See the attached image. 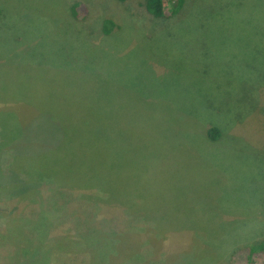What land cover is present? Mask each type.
I'll return each instance as SVG.
<instances>
[{
    "label": "rangeland",
    "instance_id": "rangeland-1",
    "mask_svg": "<svg viewBox=\"0 0 264 264\" xmlns=\"http://www.w3.org/2000/svg\"><path fill=\"white\" fill-rule=\"evenodd\" d=\"M144 3L0 0V264H260L264 0Z\"/></svg>",
    "mask_w": 264,
    "mask_h": 264
},
{
    "label": "trees",
    "instance_id": "trees-1",
    "mask_svg": "<svg viewBox=\"0 0 264 264\" xmlns=\"http://www.w3.org/2000/svg\"><path fill=\"white\" fill-rule=\"evenodd\" d=\"M185 0H145V9L148 13L155 17H162L166 13L168 9H170V12L175 13L177 12L184 4ZM79 8L78 6H72L71 13L74 17L79 18ZM112 21L106 20L103 25V32L108 34L111 31ZM219 130L216 127H210L207 130V137L214 140L219 136ZM71 156L65 155L64 158L67 160ZM244 253H247L248 256L252 257V259H255V257L259 258L261 262L260 264H264V239L260 240L258 243L246 247V249L243 250ZM242 251V252H243ZM242 255L241 252H238ZM249 260H251L249 258ZM252 261V260H251ZM252 264H257L255 261L252 262Z\"/></svg>",
    "mask_w": 264,
    "mask_h": 264
}]
</instances>
